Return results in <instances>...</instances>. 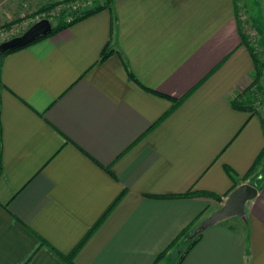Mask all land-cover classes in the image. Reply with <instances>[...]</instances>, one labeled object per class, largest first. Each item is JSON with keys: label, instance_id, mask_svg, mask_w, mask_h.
I'll return each instance as SVG.
<instances>
[{"label": "crops", "instance_id": "1", "mask_svg": "<svg viewBox=\"0 0 264 264\" xmlns=\"http://www.w3.org/2000/svg\"><path fill=\"white\" fill-rule=\"evenodd\" d=\"M253 69L236 0H113L1 55L0 264H166L245 183L176 264H264V118L233 105Z\"/></svg>", "mask_w": 264, "mask_h": 264}, {"label": "rangeland", "instance_id": "2", "mask_svg": "<svg viewBox=\"0 0 264 264\" xmlns=\"http://www.w3.org/2000/svg\"><path fill=\"white\" fill-rule=\"evenodd\" d=\"M48 2L41 7H25L27 12L24 11L21 17L15 18L9 23L0 22V29L15 27L16 35L20 36L32 24L44 18L49 19L53 27L57 26L59 19L63 16L60 14L61 10L71 2H66V0H50ZM236 3L237 21L242 35L253 47L257 58L264 63V0H236ZM237 94L239 100H244V104L252 106L264 118V67L260 73L254 62L249 84ZM180 251H176L165 263L176 264L184 250Z\"/></svg>", "mask_w": 264, "mask_h": 264}, {"label": "water", "instance_id": "3", "mask_svg": "<svg viewBox=\"0 0 264 264\" xmlns=\"http://www.w3.org/2000/svg\"><path fill=\"white\" fill-rule=\"evenodd\" d=\"M53 24L49 19H41L32 24L22 35L12 38L0 44V56L5 53L26 46L40 37L48 36L53 32ZM258 193V188L252 184H242L235 188L226 198L223 205L213 214L208 216L197 231H202L205 228L224 221L233 216H244L246 204L253 200Z\"/></svg>", "mask_w": 264, "mask_h": 264}, {"label": "trees", "instance_id": "4", "mask_svg": "<svg viewBox=\"0 0 264 264\" xmlns=\"http://www.w3.org/2000/svg\"><path fill=\"white\" fill-rule=\"evenodd\" d=\"M73 1H75V0H66V2H73ZM112 2H113V0H96V2L93 5V7L82 11L81 14H79V16L76 17L71 24H66L65 21H64V16H62L59 19L57 26L54 27L52 33H55L56 31H58V30H60L62 28H65V27H67L69 25H72L78 20L84 19V18L89 17V16H91V15H93V14H95V13H97V12H99V11L105 9V8H108L111 5ZM45 37H47V36H45ZM45 37H40L37 40H35L34 42L39 41V40H41V39H43ZM242 38H243V42L248 47V49H249V51H250V53H251V55H252V57L254 59L257 71L261 73V71H262V69L264 67V63H262L257 58V55L255 54V52L253 50V47L248 43V41H246V39H245V37H243V35H242ZM34 42H32V43H34ZM32 43H30V44H28L26 46L20 47L18 49L11 50V51H9L7 53L14 52V51H17L19 49L25 48V47L31 45ZM7 53H5V54H7ZM108 54H109L108 51L107 52L104 51L103 54H102L101 60L103 61L108 56ZM246 100H248V99H246ZM233 105L235 107H237V108L242 109V110H255L254 108H252V106H248V105L244 104V100L242 101V100H239L238 98H236L234 100ZM189 195H190V193H187V194L181 195L179 197H184V196H189ZM196 230H197V228H196ZM201 232L202 231H197V234L193 237V239L191 240L190 244L187 246L185 252L181 256L180 261L184 258V255L199 241Z\"/></svg>", "mask_w": 264, "mask_h": 264}, {"label": "built area", "instance_id": "5", "mask_svg": "<svg viewBox=\"0 0 264 264\" xmlns=\"http://www.w3.org/2000/svg\"><path fill=\"white\" fill-rule=\"evenodd\" d=\"M95 2L96 0H76L65 6L60 14L64 16L66 24H71L82 11L93 7ZM15 31H17L15 27H10L5 30L0 29V44L18 36Z\"/></svg>", "mask_w": 264, "mask_h": 264}]
</instances>
